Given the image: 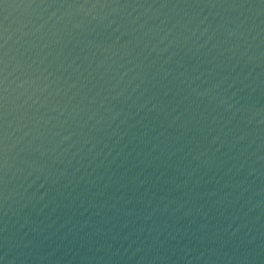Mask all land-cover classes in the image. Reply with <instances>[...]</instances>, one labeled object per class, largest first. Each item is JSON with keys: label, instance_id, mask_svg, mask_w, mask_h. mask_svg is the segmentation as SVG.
<instances>
[{"label": "water", "instance_id": "95a60500", "mask_svg": "<svg viewBox=\"0 0 264 264\" xmlns=\"http://www.w3.org/2000/svg\"><path fill=\"white\" fill-rule=\"evenodd\" d=\"M0 264H264V0H0Z\"/></svg>", "mask_w": 264, "mask_h": 264}]
</instances>
